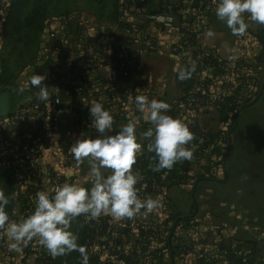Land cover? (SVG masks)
<instances>
[{"label":"crops","instance_id":"1","mask_svg":"<svg viewBox=\"0 0 264 264\" xmlns=\"http://www.w3.org/2000/svg\"><path fill=\"white\" fill-rule=\"evenodd\" d=\"M103 1L104 0H84V2H81L80 0H74L70 4V9L62 13L57 12L56 17L54 18L55 20L49 22L40 39L39 53L31 65L27 66V68L21 72L10 70L7 65H5V67L3 66L5 73L10 78L9 82L12 83V86L10 89H3L0 92V117L8 115L18 104L38 99L33 94L35 89L28 88L26 84L33 75H41L45 77L42 84L48 87L47 91L51 98L53 94L51 80L52 72L49 68V61L47 59L45 61V53L49 52L50 45L47 41L45 42L44 35L50 29L57 30L60 19L66 13L77 11L86 18L89 27L90 41L92 43H98L105 34L110 31H113L115 36L120 39L128 37L127 32L118 28L115 24L114 9H112L113 4L109 11L107 7V10H104V12L103 9L105 6L102 5ZM165 1H167L169 5H175L177 2V0ZM159 3L160 0H153L152 12L157 11ZM91 6L96 7L99 16L93 12L94 8ZM99 8L103 12L98 10ZM159 16H161V20H154V23L152 22L153 24H151L148 29V32L157 38L156 53L154 55H146L144 54L143 47L135 44L126 48L124 54L137 62L140 73L138 87L143 91L142 95L147 97L148 101H163L169 104L171 108L175 101L182 96V88L177 74L179 72L178 70L183 69L186 64L183 65L171 52V49L179 43V36L177 34L179 21L177 17L170 13ZM140 20L141 17L136 16L130 18L129 22L138 23ZM246 22L249 24L246 32L243 35H233L227 26L217 19L215 8H212L210 11V23L197 36V42L199 45L214 50L217 56L223 61L238 64L258 62L256 74L258 77H262V80H260V83L258 82V86L260 84L261 89L258 94V99L254 103H249L250 105L247 104L244 108L239 109L233 121L228 120L225 123L220 122V114L218 111L212 109L204 110L199 117V126L204 132L210 135L219 137L224 136L227 138L225 142L227 143L226 150L228 153L225 156L224 180H201L198 182V186L196 185L195 190L197 195L200 186L207 183L215 188L214 197L212 198V234L214 235V238L219 239L216 243L217 245L215 244L216 250H213L210 255L208 254L210 249H208L205 239L210 237V233L203 231L204 233L198 234L199 236L197 235V239L194 240L196 242V247L188 256L187 261L189 264H197L202 261H207L211 264H229L228 259L226 260L221 254V250L224 248V240L222 239L227 238L230 242L236 241L246 243L244 241L251 238L254 233H258V236H261L262 230H253L252 223L256 221L261 226L262 222H264V205L256 201H249L247 198V192L254 190V188L258 189L256 187L260 186L261 188H264L262 186L264 183L262 182L261 177L262 173H264V113L260 112V118L255 122L251 120L250 115L246 112L255 111L257 107L264 108V60L259 57L260 54H264V26L251 22L247 17ZM210 30L214 33L211 37L206 35ZM102 54L107 56L106 53ZM187 64L191 63L188 62ZM63 72L66 75H69L71 72V68L68 64L64 63ZM106 74L110 75L111 71L108 69ZM89 78L91 80L90 84L94 85V87H96V84H99V79L103 80L98 77L97 72L93 69L90 70ZM259 79L261 78H258L256 82ZM75 86L77 88L81 87V82L76 80ZM21 88L24 90L21 91ZM96 90H99V93L101 91V95L99 94L101 97L104 96V90L101 87V83L97 86ZM13 97L16 99L15 104L12 103ZM100 99L101 98H96L92 92L83 96L79 89H72L62 94L63 103L67 104L71 101L74 102L75 109L85 114L88 123L90 122L88 107L91 106L93 101L99 102ZM6 107L9 109L8 114L5 112ZM173 110L176 112L177 119L179 120L181 109H175L173 107ZM214 112L217 114H214ZM215 115L217 116L216 126L211 127V121L214 120ZM143 116L144 114L138 110V106L136 113L135 111H132L127 117L118 116L120 120L113 123L112 130L109 134L115 135L120 131L121 126L133 122L136 124L138 142L142 145L149 142L142 134L151 128L152 124L149 121H146ZM225 128H229V131L225 132ZM96 137L97 136L87 135L83 130L75 129L71 115L65 114L61 117L57 125V129L52 138L53 143L44 153L42 162L52 165L57 171L68 176L72 183H80L84 187L89 188L91 186L87 176L90 168L89 160L85 158L82 163L77 164L73 158L71 146L77 141V139H95ZM62 142L65 143V149L68 150L71 157L68 158L66 156L64 147L61 144ZM140 154H142V150ZM104 172L105 175L110 174V170H104ZM8 177L9 174L6 172L0 159V190L3 191L6 181L9 180ZM11 188L12 193L9 196V206L12 205L14 196L12 185ZM185 188L184 185L172 186L166 189L163 195L153 197L154 200L159 202L158 217L160 219H154L151 217V212L146 213L143 210L141 214L136 215L132 219L143 225L157 226L163 231L167 229L166 227L170 226L172 219L173 222L170 226V230L176 233L180 222L193 218L198 211L197 208V211L195 212V206L192 199L193 187L191 193ZM174 189H181L186 194L185 196L187 198L189 197V200L191 199V202L187 200L182 201V204L177 202L171 196V191ZM32 205L33 207L27 212V215L31 214L33 211L35 206L34 201ZM191 208H194L193 215L191 217L185 216ZM89 223V219L85 217L81 221L73 220L69 228V230L77 236V243L83 249L85 248L84 234ZM200 237L202 238L200 239ZM70 255L71 256H69L68 260L63 257L64 255L58 256L57 264H79L83 260V256L79 251H72L70 252ZM84 255H86L85 252ZM0 264L35 263L31 258L22 257L19 252L13 251L12 258H5L0 251Z\"/></svg>","mask_w":264,"mask_h":264},{"label":"built area","instance_id":"2","mask_svg":"<svg viewBox=\"0 0 264 264\" xmlns=\"http://www.w3.org/2000/svg\"><path fill=\"white\" fill-rule=\"evenodd\" d=\"M11 1L0 0V23L5 21ZM197 1L177 0L175 6L180 7L183 14L197 19V12L191 6H194ZM217 2L218 0L204 1L208 9L216 8ZM171 6L164 5L163 9L170 11ZM131 11L121 1L118 7V22H127L132 16ZM149 19L161 20V16L149 17ZM185 27V24H179L177 31ZM114 36V32L110 31L101 41L92 43L87 20L77 11L66 13L60 19L57 30L50 29L45 33V42L47 41L50 45L49 52L44 53L45 61L46 59L49 61L52 72L51 99L47 102L34 99L18 104L9 115L0 117V159L10 176L14 191L12 211H7L10 219L18 220L25 217L33 207L37 192L52 190L66 182L72 183L68 176L57 171L52 165L43 163L42 157L53 143V134L61 117L70 114L73 121L77 117L75 103L71 101L64 104L62 94L72 89H79L83 96L92 92L96 97L97 87L90 84V70H95L98 77L103 79L101 87L112 99L108 107L110 110L121 117H127L132 111L137 112L136 97L143 96V91L139 87L128 88L117 83L115 78L124 70V63L108 62L107 56L102 54L111 53ZM135 44L141 45L146 55L156 53L157 38L150 33L146 36L138 32L129 34L123 50ZM180 45L191 46L187 41L181 42ZM171 52L183 65L196 68L197 85L192 95L185 101L176 103L174 108L181 109L179 120L189 128L200 143H203V135L198 136V133L206 132L199 126V117L206 109L219 110L224 102L226 89L223 88L222 81L235 87L236 79L250 76L251 71L247 67L230 65L232 75L218 81L212 75L213 63L205 60V55L200 50L191 47L182 53L181 47L175 45ZM124 56L127 55L124 54ZM128 57L126 65L134 66L136 61ZM188 62L191 64H187ZM64 63L71 68L69 75L63 72ZM108 69L111 71L110 75L106 74ZM76 80L81 82V87L75 86ZM74 128L78 129L76 126ZM88 129L90 131L87 135L96 136L91 124L88 125ZM61 144L66 156L71 157L65 149V143ZM218 146V143H211L209 148H218ZM210 159L213 160L214 157ZM220 170L221 168L216 171V175ZM84 218L85 216H80L75 221H81ZM89 222L92 220L89 219ZM93 222L94 227L92 226L87 232L88 238L85 244L88 264H154L162 254L166 256L165 247L171 246L172 240L179 248V254L169 258V264H189L188 256L196 247V242L193 241L188 250L182 242L174 238L176 235L174 231L170 230V235L165 239V230L157 226L140 224L134 219L116 220L111 216L102 215ZM0 251L5 258L13 256V251H9L7 238L2 231H0ZM19 253L22 257L33 259L35 264H57L58 256L52 257L35 239L24 246ZM79 264H82V261Z\"/></svg>","mask_w":264,"mask_h":264},{"label":"clouds","instance_id":"3","mask_svg":"<svg viewBox=\"0 0 264 264\" xmlns=\"http://www.w3.org/2000/svg\"><path fill=\"white\" fill-rule=\"evenodd\" d=\"M215 15L233 35H243L249 27L246 17L264 26V0H218ZM206 35L211 37L214 33L210 30ZM178 71V79L184 80L194 68ZM44 79V76L33 75L26 84L35 89L33 94L40 101L47 102L51 98L48 87L42 84ZM136 104L143 118L152 124L142 135L149 141L147 151L155 153L153 171L171 170L177 162L191 160L193 151L188 146L194 136L182 121L165 114L170 109L169 104L148 101L145 96L136 97ZM88 109L91 127L99 135L95 139H77L71 152L77 164L85 158L89 160L87 176L91 186L66 182L52 190L39 191L31 214L18 220L10 219L6 211L9 197L0 190V231L7 238L9 251L21 252L35 239L52 257L79 251L83 256L82 264H88L77 236L69 230L73 220L80 216L96 220L102 215L116 220L132 219L142 210L148 213L159 206L157 200H141L136 190L142 176L133 171V165L143 147L137 140L136 124L129 122L121 126L118 133L110 135L114 123L110 112L95 101ZM104 170H110V174L105 175Z\"/></svg>","mask_w":264,"mask_h":264},{"label":"trees","instance_id":"4","mask_svg":"<svg viewBox=\"0 0 264 264\" xmlns=\"http://www.w3.org/2000/svg\"><path fill=\"white\" fill-rule=\"evenodd\" d=\"M121 1L124 5L132 10V17L139 16L141 20L138 23H132L129 20L125 23L118 22V7L120 6ZM206 0H198L197 3L193 6L194 10L197 12L198 18L195 19L189 15H185L181 12L180 7L172 5L170 11L164 10L163 6L167 5V1L160 0L158 5V9L155 12H152V3L153 0H113V9H114V21L117 24L118 28L123 29L127 32V34L132 33H141L143 35H148V29L150 28L151 24L154 23L153 19H149V17H155L163 14H172L177 17L179 24H185L186 27L177 31L179 36V43L177 46L181 47V52L189 49L191 47H195L196 49L200 50L205 55V60L211 61L214 65L212 75L214 78L219 80H225L226 78L230 77L232 74L230 72V65H234L236 67H247L251 74L250 76H242L241 78L236 79V86L232 87L230 84H227L222 81L224 90V102L220 105L218 113L220 114V122L225 123L228 120L233 121L235 118L238 109L252 101V98H247L245 91L247 89H255L257 88L258 75L254 73L257 68V65L254 63L250 64H237L234 62H226L221 60L214 50L203 47L198 44L197 36L200 32H202L207 25L210 23V11L204 3ZM26 0H12L9 8V12L7 17L4 21L5 26L10 24L11 16L16 11H18L24 4ZM153 22V23H152ZM126 39H120L117 36H114V41L111 47V53L107 55L108 62H116V63H124L125 67L124 70L120 72V74L115 78L116 82L128 87H138L140 81V73L137 68V62H134V66H127V56H124V46L126 43ZM188 42L191 46L182 47L180 45L181 42ZM129 58V57H128ZM1 69V76H0V85L3 89H10L12 83L9 82L10 78L5 73V69ZM193 69L191 65H185L182 70L188 71ZM196 68L194 71L190 72V75L187 79L180 80V86L182 88V96L175 101L172 105L175 107L176 103L183 102L186 99L190 98L192 92L197 85L196 77ZM179 72L177 74V77ZM99 84H96L97 87L102 83V80L99 79ZM232 88V89H230ZM104 96L101 97L99 90L96 91V98H101L99 103H102L105 110L109 111L110 114L113 116L114 122L120 120L118 115L110 110L108 107L112 103L111 96L107 94L105 91ZM100 94V95H99ZM97 102V101H96ZM27 103V102H26ZM23 104V103H21ZM171 107L165 114L171 116L174 119H177V114ZM136 113V112H135ZM9 115V114H8ZM7 116V115H6ZM137 116V115H136ZM88 123L85 114L81 111H77V117L73 121V125L78 127L79 130H83L87 134L89 133ZM94 133L96 136L99 134L94 129ZM109 134V133H108ZM111 135V134H110ZM199 135H203V143H200L197 137H194L191 145V150L193 151V157L189 161L184 162H177L171 170H161L160 172L153 171L155 167V153L147 151V144L146 142L143 144L142 147V154L136 157V163L133 165V171L138 172L142 179L136 185V190L138 193V197L141 200L146 198H151L159 195H163L166 189L172 186H182L186 185L189 180L199 181V180H215L216 179V171L221 168L223 158L225 157V153H222L221 148V139L219 136L210 135L208 133H198ZM211 143H218V148L215 147L213 149L209 148ZM226 144V142H225ZM226 150V145H225ZM210 157H214L213 160ZM9 180L6 181V184L3 188V191L6 196H10L12 193L11 188V179L10 176L8 177ZM12 211V205L7 206L6 211ZM27 216V215H26ZM94 227V222L89 223L87 229L85 230L84 239L85 243L87 240V232L90 230L91 227ZM172 240L171 246L166 245L165 252L169 258H174L179 254V248L173 243ZM232 248L228 249L227 252V259L229 264H252L251 252H247L248 246L245 243H240L236 241L230 242ZM85 246V245H84ZM84 252L86 253V248H84ZM164 255L162 254L161 257L158 258L155 264H166L163 261ZM197 264H211L207 261L198 262Z\"/></svg>","mask_w":264,"mask_h":264},{"label":"rangeland","instance_id":"5","mask_svg":"<svg viewBox=\"0 0 264 264\" xmlns=\"http://www.w3.org/2000/svg\"><path fill=\"white\" fill-rule=\"evenodd\" d=\"M74 0H26L25 4L11 16L10 24L5 26L4 22L0 23V65L1 67L8 66L10 70L15 72L17 71H24L27 66L31 65L32 62L36 59L39 53V44L41 36L43 35L46 27L48 26L49 22H53L56 17V13H62L68 9H70V4ZM84 2V0H80ZM113 4L112 0H104L102 5L105 6L103 11H108ZM94 8L93 12L98 14L96 11L95 6H91ZM91 8V9H93ZM113 9V8H112ZM103 12L100 8L98 9ZM104 11V12H105ZM99 16V14L97 15ZM115 16V15H114ZM103 17V16H102ZM262 60H264V54H260L259 56ZM23 64V66H22ZM258 65L257 63H254ZM23 67V68H22ZM256 74V70L254 71ZM15 76V75H14ZM257 81V88L255 89H247L245 91V95L247 98H252V101L257 97L260 93V84L258 86V82L260 83L262 77ZM251 101V102H252ZM250 102V103H251ZM212 110L218 111L214 108ZM241 109V107L239 108ZM238 109V110H239ZM260 112L264 113V108H256L255 111H248L247 114L250 115L252 121H258L261 114ZM214 114H217L214 112ZM264 115V114H263ZM217 116L215 115L214 120L211 121V127L216 126ZM232 127V126H231ZM230 127V128H231ZM229 131V128H225V132ZM224 132V131H223ZM224 132V134H225ZM221 139V148L222 153L227 155L228 151L225 150V141L227 138L224 136L220 137ZM227 149V147H226ZM224 166H225V157L223 158L221 170L216 175V179L219 181L224 180ZM262 182L264 183V173L261 175ZM195 181L189 180L186 185H184L186 190L191 193L192 187L194 186ZM198 186V185H197ZM259 186V185H258ZM264 187V185H262ZM258 189L248 191V200L256 201L260 204L264 205V188L256 187ZM215 188L211 184H202L199 189V193L196 195L195 193V201L197 203L198 211L196 215L189 219L183 220L178 225V230L176 231V235L174 238L178 240V242H182L184 246L190 250L193 241L196 240V236L198 234H203V231L206 233H210V237L205 239L206 244L208 245V249H210V253L215 249V244L219 241L218 238H214L213 232V225H212V212H213V201L212 198L214 197ZM238 192V191H236ZM186 194L181 189H174L171 191V196L180 204L184 200L191 202L189 197L185 196ZM194 213V208H191L189 212L186 213L185 216H192ZM151 217L154 219H160L159 215V208H155L151 212ZM173 220L171 219V224ZM170 224V226H171ZM166 226V225H165ZM170 226L166 227L164 231V238L170 235ZM253 230L260 229L261 236H258V233H254L251 238L245 240V244L248 246L247 252H251L252 264H264V222H262L261 226L258 222L254 221L252 223ZM207 235V234H206ZM199 236V235H198ZM202 237H200L201 239ZM224 240V248L221 250V254L227 260V252L228 249L232 248L230 240L227 238L222 239ZM217 245V244H216ZM213 254V253H212ZM70 253L65 254L63 257L68 260ZM163 261L166 264H169V257L166 256L163 258Z\"/></svg>","mask_w":264,"mask_h":264},{"label":"water","instance_id":"6","mask_svg":"<svg viewBox=\"0 0 264 264\" xmlns=\"http://www.w3.org/2000/svg\"><path fill=\"white\" fill-rule=\"evenodd\" d=\"M258 97H259V95H258L257 98H256L254 101H252L250 104L254 103V102L258 99ZM12 103H13V104L16 103V99H15L14 97H13V101H12ZM250 104H249V105H250ZM242 108H244V106H243ZM242 108H241V109H242ZM5 112L8 114V112H9L8 107H6ZM3 117H6V116H3ZM235 121H236V120H235ZM199 181H201V180H199ZM199 181H196V182H195V184H194V186H193V190H192V199H193L194 206H195V212L197 211V205H196V201H195V199H194V193H195V190H196V185L198 184Z\"/></svg>","mask_w":264,"mask_h":264}]
</instances>
